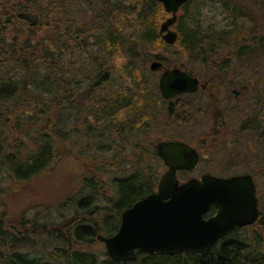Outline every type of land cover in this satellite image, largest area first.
<instances>
[{"label":"trees","instance_id":"obj_1","mask_svg":"<svg viewBox=\"0 0 264 264\" xmlns=\"http://www.w3.org/2000/svg\"><path fill=\"white\" fill-rule=\"evenodd\" d=\"M81 2L83 12V6L92 11L85 21L72 13L73 0H0V264H264V249L236 232L207 253L139 250L130 262H115L95 247L99 234L117 232L126 208L157 189L165 168L151 147L157 134L174 127L170 119L192 124L183 101L165 113L162 99L152 100L145 64L158 59L167 65V58L175 57L186 67L183 57L194 52L196 61L214 68L210 54L244 34L241 27L225 38L222 32L184 28L170 46L159 34L166 12L157 0ZM255 25L251 35L259 63L264 34L263 26ZM117 75L122 85L133 79L139 89L110 90ZM208 134L200 138L215 162L219 139L215 129ZM132 140L139 142L128 145ZM69 158L82 167L57 220L45 217L49 206L40 209L43 213L37 206L11 209L14 186L25 191L23 185ZM34 210L45 218L33 219Z\"/></svg>","mask_w":264,"mask_h":264},{"label":"water","instance_id":"obj_2","mask_svg":"<svg viewBox=\"0 0 264 264\" xmlns=\"http://www.w3.org/2000/svg\"><path fill=\"white\" fill-rule=\"evenodd\" d=\"M172 17L162 23L160 34L168 44H175L179 33L171 27L178 11L189 0H158ZM151 70L163 69L153 61ZM199 81L175 67L163 71L159 87L164 99L197 89ZM157 152L168 166L159 181L158 191L135 202L121 214V224L110 237L98 235L108 256L116 262L137 258L136 250L148 254L175 255L181 252L205 253L223 236L237 227L258 219L256 187L250 174L220 177L204 174L180 184L178 170H193L200 155L182 141H161ZM216 205V216L205 214Z\"/></svg>","mask_w":264,"mask_h":264},{"label":"flooded vegetation","instance_id":"obj_3","mask_svg":"<svg viewBox=\"0 0 264 264\" xmlns=\"http://www.w3.org/2000/svg\"><path fill=\"white\" fill-rule=\"evenodd\" d=\"M237 28L233 31L239 32ZM233 31L223 32L221 37L235 34ZM254 31L252 29L248 35H235L232 44L222 42L218 52L210 54L214 68L206 66L197 76L190 70L201 80L202 86L195 93L187 94L186 108L190 121L201 116L200 119L211 124L209 131L215 129L220 152L232 149L233 161L221 164L222 167L250 168L241 169L243 172L239 170L241 173L238 174L248 173L253 178L259 217L255 223L236 228L234 232L244 235L248 230L249 244L264 249V64L255 62L256 37L251 35ZM188 56L193 59L196 53L189 52ZM198 99L202 105L195 107L194 102ZM142 145L143 142L139 146ZM217 212L218 208L212 206L206 218ZM234 232L225 237L229 239Z\"/></svg>","mask_w":264,"mask_h":264},{"label":"rangeland","instance_id":"obj_4","mask_svg":"<svg viewBox=\"0 0 264 264\" xmlns=\"http://www.w3.org/2000/svg\"><path fill=\"white\" fill-rule=\"evenodd\" d=\"M111 1L124 3L126 0ZM73 4L74 6L72 8V13H76V18L80 21L87 20L88 15L90 13L92 14V11L88 6H83L84 12L82 11L81 0H73ZM84 5L88 4L85 3ZM227 6L230 8H228ZM233 6H236L240 10H243L246 13V16H244L243 14L242 16H237V12L234 11ZM258 12L261 14H258ZM179 16L181 27H179V25H176L174 27V29L178 31L184 28L191 30H196L197 28H199V30L203 31L226 32L237 27H241V32L244 35H248L250 34L249 32L255 28V24L259 22L261 26H263V28L260 29V32L261 34H264V0H191L190 4L179 13ZM253 19H257L258 21L254 22ZM176 50L177 48L172 49L173 52H176ZM183 58L190 69H195V71L199 73L201 72V68H199L198 66L200 65L199 62L195 61L188 55ZM167 59L168 67H173L176 64L177 59L175 57H168ZM150 63L151 62L149 61L145 64L146 73L151 82V86L149 88L152 91V100L154 102H157L159 93L158 82L161 73L151 72L149 70ZM261 63L264 64V60H262ZM121 86L130 87L131 89H133L132 92L136 89H139L137 83L133 79H128L126 85H122V78L119 75H117L115 82L111 86H109V88H112L110 89L112 91H116L117 89L121 88ZM186 99H188V97H186ZM184 101L187 102V100ZM196 103H200L199 99L198 101H196ZM185 104L187 106V103ZM195 106L197 107V104H195ZM162 107L165 113L169 109V105L167 102H162ZM166 118L169 120L168 117ZM200 118L201 116L196 117L194 121H192V125H190L189 123H185L186 121L184 123L177 124L174 122V120L170 119L171 124L174 127H167L164 131H160L161 123L158 122V124L155 126V129L159 130L160 132L157 134L156 138L164 139L166 135L168 136V134H172L176 138L182 140L188 139L194 142L197 141L200 144L202 142V139L199 138L200 135H204L205 133H207L209 131V128L211 127V124L208 123L207 120L204 121ZM198 119L200 120L198 121ZM138 142L139 140L137 142L136 140H132V144H127L133 145ZM221 143H223V141ZM151 147H154V145L151 144ZM200 147L202 148V153L204 154L202 155L200 164L193 171H179L177 176L181 182H186L191 178L199 179L205 173L227 176L229 174H233L234 171L237 170L250 169L249 167H233L231 169L230 167H222V165L231 163V161H233L234 155L232 154V149L221 150L220 155L222 156L214 162V154L212 153V151H209L207 153V143H201ZM79 148L80 145H77L76 152L74 154L75 156L80 154ZM111 149H113L112 146ZM114 151L115 150H111L109 152V155ZM109 155L107 154L106 158H108ZM81 167L82 165L77 159L75 161L73 160V158H69L64 160L60 166L55 167V170L53 172H48L46 175L41 176L38 180H35L31 184L23 185L22 188L26 189L25 191H22L21 193L17 192L20 189L14 186L12 192L15 193L11 195V209H15V211L17 212L22 207H28L31 209L32 207L37 206V210L39 209V211L41 212L40 209H45V206H49L51 207V209H46L45 217H47L48 219L57 220V218L59 217L58 215L63 211V205L61 204V202L66 197V195L70 194L73 191L76 185L74 176L79 175V173L81 172ZM243 170L241 171L243 172ZM37 210L31 211L30 216H34L36 214V218L33 219L41 221L43 217L41 213L43 212L37 213ZM43 221H45V219H43ZM247 234L248 230L245 231L244 236H246ZM95 247L101 250L104 249L101 243H96ZM261 260H264V255Z\"/></svg>","mask_w":264,"mask_h":264}]
</instances>
